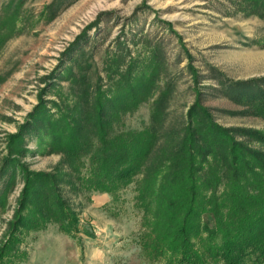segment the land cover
<instances>
[{
    "label": "rangeland",
    "instance_id": "1",
    "mask_svg": "<svg viewBox=\"0 0 264 264\" xmlns=\"http://www.w3.org/2000/svg\"><path fill=\"white\" fill-rule=\"evenodd\" d=\"M98 96L110 135L153 126L157 147H176L205 109L264 151L245 133H264V0H0V257L15 245L3 264H161L137 241V178L115 194L81 185L96 149L82 113L95 116ZM63 114L82 122L80 154L52 130ZM46 173L54 183H33ZM58 199L73 234L36 220Z\"/></svg>",
    "mask_w": 264,
    "mask_h": 264
},
{
    "label": "trees",
    "instance_id": "2",
    "mask_svg": "<svg viewBox=\"0 0 264 264\" xmlns=\"http://www.w3.org/2000/svg\"><path fill=\"white\" fill-rule=\"evenodd\" d=\"M138 90L133 86L131 92ZM103 103L98 96L95 116L82 113V120H94L96 149L79 179L86 189L115 194L137 178L135 204L142 213L137 241L146 259L161 264H264V151L237 142L205 109L201 116L191 111L176 147H157L153 126L110 135ZM68 118L60 116L52 130L72 156L87 143L82 122ZM245 133L264 143V133ZM37 176L33 183L55 182L54 175ZM56 204L57 215L45 207L36 220H53L62 232L73 234L76 216L59 199ZM205 213L213 214L215 226L203 222ZM13 243L5 244L0 264L11 256Z\"/></svg>",
    "mask_w": 264,
    "mask_h": 264
}]
</instances>
